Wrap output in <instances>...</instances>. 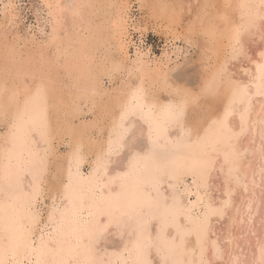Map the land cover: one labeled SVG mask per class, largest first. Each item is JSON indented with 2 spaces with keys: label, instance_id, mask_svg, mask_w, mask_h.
Instances as JSON below:
<instances>
[{
  "label": "bare ground",
  "instance_id": "6f19581e",
  "mask_svg": "<svg viewBox=\"0 0 264 264\" xmlns=\"http://www.w3.org/2000/svg\"><path fill=\"white\" fill-rule=\"evenodd\" d=\"M43 2L50 33L35 48L0 23L5 264H264V0H136L172 42L198 37L194 82L174 77L173 50L134 42L132 0ZM44 193L58 202L30 247Z\"/></svg>",
  "mask_w": 264,
  "mask_h": 264
},
{
  "label": "rangeland",
  "instance_id": "374dc122",
  "mask_svg": "<svg viewBox=\"0 0 264 264\" xmlns=\"http://www.w3.org/2000/svg\"><path fill=\"white\" fill-rule=\"evenodd\" d=\"M143 3V6H139L140 2L132 0L131 3V13L130 16L135 22L137 30L133 33L134 42L141 45L143 50H150L152 55L162 56L166 50L170 49L174 52L172 53V61L170 66L177 65L175 71H173L174 77L181 80L194 82L193 77H197L198 62L193 60L198 59V53L200 52V40L195 37L192 41L194 44L190 46L183 39H176L171 41L170 34H167L165 27L159 26L158 23L166 25V21L162 19H156L152 14V10L147 5ZM158 21V23H156ZM0 23L3 24V31L8 34V38L12 41H17L19 48H35L44 39H47L50 33V25L48 24L47 9L44 5L43 0H0ZM188 21H184L182 25H179V32H184V26ZM170 36V38H168ZM183 38V37H182ZM130 55L134 57V46L130 48ZM196 74V76H195ZM184 76V77H183ZM187 76V77H186ZM189 77V78H188ZM184 78V79H182ZM105 86H109L110 82L107 78L104 80ZM108 84V85H107ZM86 117L90 118L91 114L87 113ZM4 126L0 127V131H4ZM135 140V139H134ZM144 141L143 136L137 137L133 142L134 148H137ZM139 145V146H140ZM57 153L65 154L69 150V146L66 143L57 144ZM117 150V149H116ZM129 153L127 147L121 148L119 152L112 154L110 159L113 162L110 163L111 168L118 165L120 162L126 160ZM116 156V160H115ZM98 168V162L96 156L89 155L86 161L80 167L81 174L85 177L90 175L93 171ZM186 182L191 186L193 182L192 177L186 178ZM181 188V187H180ZM195 200V195L190 196V201ZM205 200L201 203L203 204ZM57 200H52L47 193H44V197L40 198L37 204V210L40 213L39 221L37 226L33 229L31 236L30 247H35L37 245L38 239L41 238L43 233V225L46 222L48 212L50 211L52 205L57 204ZM198 212L199 209L194 210ZM118 238L113 237L110 240V245H116ZM16 264H30V261L24 256L21 260L15 258Z\"/></svg>",
  "mask_w": 264,
  "mask_h": 264
},
{
  "label": "snow or ice",
  "instance_id": "6c2138e0",
  "mask_svg": "<svg viewBox=\"0 0 264 264\" xmlns=\"http://www.w3.org/2000/svg\"><path fill=\"white\" fill-rule=\"evenodd\" d=\"M261 57H264V52H261ZM261 68L264 69V64L261 65ZM71 185H68V188H70ZM65 199L68 201V211L69 213H71L72 215H75V205H74V198H73V194L66 190L65 192ZM20 236L18 233H14V234H10L9 239H15V240H20ZM93 242V238L89 237L87 240L84 241V246L86 248H88L89 250H91V243ZM20 245L18 244L17 247H19ZM3 252L4 249L0 248V264H5L4 260H3ZM217 255L220 254L219 249H217ZM63 264H67V262H63ZM86 264H96V262L94 260H88L86 262ZM226 264H229V262H226ZM230 264H236L235 261L230 262Z\"/></svg>",
  "mask_w": 264,
  "mask_h": 264
}]
</instances>
